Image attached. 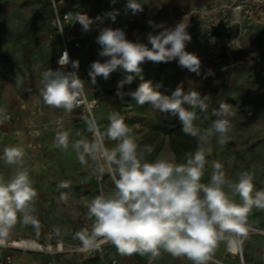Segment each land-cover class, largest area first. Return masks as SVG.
Returning a JSON list of instances; mask_svg holds the SVG:
<instances>
[{
  "label": "clouds",
  "instance_id": "9594fccd",
  "mask_svg": "<svg viewBox=\"0 0 264 264\" xmlns=\"http://www.w3.org/2000/svg\"><path fill=\"white\" fill-rule=\"evenodd\" d=\"M111 2L115 4L117 0ZM127 8L133 14L143 11L138 0H128ZM111 19L115 21V15H111ZM75 23H79L83 31H89L94 21L76 13ZM149 24L162 29L157 34H148L150 48L127 39L123 29L103 27L99 30L98 55L106 59L91 63L88 74L92 84L98 76L108 79L117 69L140 73V66L149 61L176 60L181 68L201 74L200 58L185 50L192 39L185 17L171 28L154 25L152 21ZM58 63L59 69L48 68L41 73L39 95L45 105L71 114L85 101V82L77 71L63 70L69 63L67 51ZM71 65L78 69L79 61H71ZM212 74L209 69L205 78ZM125 82L130 83L131 77L118 84V97L128 95L140 107L147 105L153 113L175 117L181 131L196 138L197 148L187 153L183 162H177L175 156L148 160L147 156L154 149L138 143L133 128L119 112L108 115L109 123L102 133L94 117H85L94 139L71 142V149L81 165L87 166L91 161L101 177L107 174L114 188L84 201L87 216L92 221L90 231L86 228L77 234L84 246L95 247L97 238H102L114 245L121 255H148L150 260H155L163 252L176 258L186 257L192 264H209L222 242L232 253L242 251L249 234V214L253 209L264 210V190L254 191V173L242 171L233 181L227 177L224 166L213 161L209 182H201L208 163L206 157L212 152L205 145L213 136L219 145L227 143L235 113L221 102L211 112L216 117L211 126L201 129L196 122L209 118V95L201 96L196 90L185 92L183 83L166 95L157 90L159 86L153 87L151 81H144L135 91L125 93L121 91ZM9 119L7 112L0 109V122ZM57 124L62 128L63 121ZM105 140L114 141L115 146L108 148ZM55 145L68 150L69 133L58 131ZM24 156L23 149L16 146H6L0 154L4 164L15 167L10 179L0 176V240L8 237L18 219L23 224L38 226L34 207L37 193L24 167ZM57 187L66 189L69 182L62 181ZM237 196L239 202L235 200ZM67 199V195L61 193L60 200L66 202Z\"/></svg>",
  "mask_w": 264,
  "mask_h": 264
},
{
  "label": "rangeland",
  "instance_id": "374dc122",
  "mask_svg": "<svg viewBox=\"0 0 264 264\" xmlns=\"http://www.w3.org/2000/svg\"><path fill=\"white\" fill-rule=\"evenodd\" d=\"M62 1L65 3V0ZM138 2L143 5V11L133 14L127 8L128 0H117L115 4L111 0L79 1L83 8L92 13L93 18L97 16L100 18L94 33L95 38L101 28L122 24L126 38L133 42L139 40L141 33L155 27L150 26L149 21L154 22V25H176L192 10L189 0H138ZM169 2L175 7L172 14L167 5ZM208 3L209 1L204 5ZM48 10L49 0H0V109L12 115L10 121H4L5 123L21 126L19 135L23 139H20L17 147L23 149L25 153L24 167L29 171L37 193L34 207L38 220V226H33L23 224L18 219L6 240L4 239L8 243L36 240L47 246L54 245L57 241L68 245L79 244L81 239L77 235V226L84 215V209L79 202L93 188L96 165L91 161L87 166L81 165L71 149V142L94 139L93 133L88 130V125L80 114L73 116L59 109L55 117L40 121L41 117L31 118L22 109L23 102L34 101L40 105L44 104L39 95L41 73L48 68L55 70L52 67L53 62L50 61V54L56 51L55 43L45 34ZM111 15H115V21L111 19ZM256 17H262V14L259 12ZM185 21L189 23V34L196 38L200 22L193 16L185 17ZM256 25L261 24H255L248 31L243 38L244 44L255 47L247 43L246 39ZM191 43L192 41L187 43L188 49ZM187 52L195 53L196 49ZM217 58L223 64L201 65L200 75L181 68L176 60L168 63L145 62L141 66L142 71L131 77L130 86L135 91L142 82L151 81L153 87L159 86L158 91L170 95L183 83L185 92L196 90L201 96L209 95V118L206 120L201 118L196 122L201 129L210 127L212 121L216 119L211 115L214 108H218L221 102L228 105L230 111L235 113L231 119L232 129L224 145L217 143L216 136L205 145L210 147L212 152L206 157L208 163L201 182H209L212 162L217 161L224 166L227 177L233 181L242 171L253 172L254 191L264 190V88L252 72L250 58L243 51L225 49L218 53ZM219 68L224 73L221 80L214 77L215 71ZM209 69L213 74L205 78ZM16 101H19V104ZM144 110L145 107H139L136 113L135 108L134 110L122 108L115 112L124 116L126 124L130 120L129 126L133 128L141 146L145 144L152 146L154 150L147 156L148 160L157 156H175L177 162H183L187 153L195 152L196 138L182 132L181 125L175 117L161 113L151 116L144 113ZM58 116L63 121L62 128L54 122ZM32 121L49 123L48 130L41 132L37 138L40 144L37 156H32L27 149L30 139L28 126ZM108 123L109 120L102 128L98 121L101 133L106 130ZM80 124L84 125L82 129L79 128ZM58 131L69 133L70 146L66 151L55 145ZM25 137L28 140L23 143ZM105 143L108 148L115 146V142L111 140H105ZM14 171V166L6 165L0 160V176L8 180ZM62 181L69 182V187L58 190L57 186ZM61 193L67 195L66 202L60 200ZM235 200L239 202V197H235ZM248 218L253 224L264 227V210L253 209ZM47 260L53 264H76V257L73 256L64 258L28 255L22 257L20 261L25 264H44Z\"/></svg>",
  "mask_w": 264,
  "mask_h": 264
},
{
  "label": "built area",
  "instance_id": "2783aa9c",
  "mask_svg": "<svg viewBox=\"0 0 264 264\" xmlns=\"http://www.w3.org/2000/svg\"><path fill=\"white\" fill-rule=\"evenodd\" d=\"M49 5L51 9V20H50V38L57 40L58 44V57L52 64L53 68H60L58 61L63 55L64 51H67L69 56V63L64 66L63 70L66 71H77L79 77L85 82V86L94 85L91 83V78L89 77V72H84L80 67L78 69H73L71 65L72 53L75 50L82 48V44L77 37L75 30L79 23H75V14L81 13L88 17V10H65L64 2L62 0H49ZM262 14V17L257 18V13ZM264 0H209L208 5H201L193 8L191 11L186 13V18L195 17L201 24L203 29V40L202 48L196 51V54L200 60L201 65L213 66L214 64H220L219 59H214L210 61V57H217L218 53L225 49H238L243 51L250 58L249 65L252 68V72L261 81L264 88V51H259L253 46L244 44L243 38L250 31V29L255 24H261L264 26ZM166 28L174 27L175 25H163ZM113 29H121L119 27ZM63 30V31H62ZM161 28L154 27L149 29L139 35V39L145 43H148L147 37L149 33L157 34L161 31ZM62 31V32H61ZM252 53H256L255 56ZM106 58L101 57V62ZM129 77V72L123 69H117L112 72L108 79L98 76L96 78V83L102 82L104 84V89H102L94 97H89L87 92L85 96V101L81 104L79 108L80 116L85 120V117H94L97 125L98 131L101 132L100 126L97 120V112L100 110L103 101L107 98L108 94L112 91L117 90V86L121 81H127ZM121 90L133 91L130 83L125 82ZM22 109H24L31 118L43 117L44 109L42 105L37 102H23ZM11 119V114H8ZM59 121L61 117H57ZM57 118L54 121L57 124ZM7 120V121H10ZM86 121V120H85ZM49 128V123H34L33 121L28 126L29 142L27 144V149L30 151L32 156H37L40 150V144L37 141L38 136L41 132L47 131ZM93 133V132H92ZM94 137V133H93ZM3 153V140L0 134V154ZM95 188L91 200L94 196L98 195L100 192H108L106 183H110L112 190L114 185L111 178L105 174L100 176L98 173L95 178ZM92 221L90 219H82L79 222L78 230L79 233L84 229H91ZM249 226L250 235H264V230ZM51 236V235H50ZM49 236V237H50ZM30 241V240H21ZM38 243V249H24L13 247V243H8L4 240L3 245H0V264H25L21 263L19 260L22 257L28 255H46V256H57V257H76V264H84L90 259H96L100 264H120L118 260L110 258L109 248L111 243L104 241L102 238H97L95 247H85L83 242L76 245H68L63 242L57 241L54 245L41 244L39 241L33 240ZM226 254L232 259L239 260L240 264H246L245 254H244V244L242 251L237 253H232L226 247ZM210 262L221 264L220 262L213 259ZM38 264V263H34ZM44 264H53L52 261H46ZM145 264H155L154 260H150L148 257ZM258 264H264L260 262Z\"/></svg>",
  "mask_w": 264,
  "mask_h": 264
},
{
  "label": "crops",
  "instance_id": "0c3cea01",
  "mask_svg": "<svg viewBox=\"0 0 264 264\" xmlns=\"http://www.w3.org/2000/svg\"><path fill=\"white\" fill-rule=\"evenodd\" d=\"M80 0H65L64 3V8L65 10H87L82 7V5L79 3ZM173 1V0H169ZM191 1L189 6L193 9L195 7L204 5L207 3L209 0H189ZM173 3V2H172ZM174 4V3H173ZM169 5V12L172 14L173 11L175 10V7L170 4V2L167 4ZM89 11V10H88ZM48 19H47V25L45 26V34L46 37H50V20H51V9L49 5V10H48ZM89 18H91L94 23L91 25V28L89 31H83L82 26H78L75 30V33L77 37L79 38L82 48L79 50H75L72 53V59L73 61L78 60L79 61V67L84 71V72H89L90 65L92 62L96 60H101V57L98 55V52L100 51V45L96 42V38L94 37V33L97 30L98 26V20L97 19L99 16L96 18L92 17V13L89 11ZM119 27L123 29V25H117L113 26L111 28H116ZM198 35L196 38L193 37V34H190L192 39V43L189 46V49L186 46V51H191L193 49H196V51L200 50L202 48V40H203V29L200 24H198ZM189 31V29H187ZM52 39V38H51ZM264 27L262 25H256L251 32V35L246 39L247 43L250 45H255L256 48L263 50L264 51ZM52 41L55 43V50L50 54V61L54 63L56 58L58 57L59 49H58V42L55 39H52ZM136 42L146 44L149 48L151 47L150 44L143 42L142 40H138ZM214 59H218L217 57H210V61H213ZM221 61V60H220ZM223 61V60H222ZM52 63V64H53ZM222 62H220L221 64ZM144 64V63H143ZM142 64V65H143ZM223 64V63H222ZM141 65V66H142ZM140 66V67H141ZM57 70L58 68H54ZM218 69V68H217ZM67 72L66 70H64ZM137 73H129V77L135 76ZM222 76H224V73L221 72L220 68L218 71H215L214 77H217L219 80H221ZM102 89H104V84L102 82H99L94 85H88L86 87V91L89 97H94L96 94H98ZM125 93H128L130 91H125L121 90ZM117 90L112 91L108 94L107 98L103 101L102 106L100 110L97 112V120L100 122V125L102 128H104L105 123L108 120V114L117 111L118 109H127V110H134L136 109V113H138L137 109L140 107L138 106L135 101L132 100V98L128 95H125L122 99L116 95ZM19 104V101H16ZM43 109H44V115L41 117L39 120L44 121L47 120L49 117L53 118L55 117L57 111L59 109H55L52 107H49L43 103H41ZM145 107L144 113L148 115H154L156 113H153L151 110L148 111L149 107L147 105L143 106ZM142 110L140 111V113ZM79 113L78 109H75L71 115H76ZM158 113V112H157ZM143 114V113H142ZM130 120L127 122L129 125ZM84 125H79V128L82 129ZM20 128L21 126L19 124H8L3 122H0V134L2 135V140H3V149L6 146H18L20 143V139H23L20 137ZM84 138V137H83ZM28 138L25 137L23 143L27 142ZM46 140V139H45ZM97 174V171L95 170L94 178ZM106 187L108 189V192L112 190L111 184L108 182L106 183ZM94 188H95V181H93V188L89 194H87L85 197H83L82 200H80L79 205L84 209V215L80 219H89L87 216V209L84 206V201L89 200L93 193H94ZM79 221V222H80ZM248 225L259 227L264 230V227L257 226L253 224V222L248 218ZM79 226V223H78ZM77 226V234L79 233ZM4 240V239H3ZM6 240V239H5ZM82 240H80V243ZM77 244V243H76ZM75 243H71L70 245H76ZM226 244L225 243H220V245L217 247L215 252L213 253V259L216 261L220 262L221 264H240L239 260L237 259H232L229 255L226 254ZM110 258L116 259L119 261L120 264H145L146 259L149 257L148 255H139V254H133V255H121L117 249L115 248L114 245L111 244L110 248ZM244 254H245V262L246 264H258L260 262L264 263V235H250L247 237V239L244 242ZM21 260V259H20ZM19 260V261H20ZM155 264H192L190 260H188L186 257H172L170 254L163 253L161 256L157 259L154 260ZM21 262V261H20ZM86 264H100L96 259H90L89 261L86 262ZM209 264H218L214 262H210Z\"/></svg>",
  "mask_w": 264,
  "mask_h": 264
},
{
  "label": "bare ground",
  "instance_id": "6f19581e",
  "mask_svg": "<svg viewBox=\"0 0 264 264\" xmlns=\"http://www.w3.org/2000/svg\"><path fill=\"white\" fill-rule=\"evenodd\" d=\"M264 16V14H263ZM4 240H0V245H3ZM13 247L16 248H24V249H38V243L33 240L30 241H14L12 244Z\"/></svg>",
  "mask_w": 264,
  "mask_h": 264
}]
</instances>
